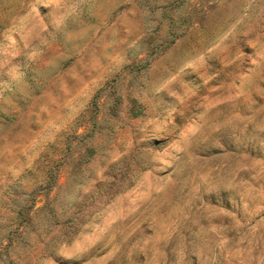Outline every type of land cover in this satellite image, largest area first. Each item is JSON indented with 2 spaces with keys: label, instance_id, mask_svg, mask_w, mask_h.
<instances>
[{
  "label": "rangeland",
  "instance_id": "rangeland-1",
  "mask_svg": "<svg viewBox=\"0 0 264 264\" xmlns=\"http://www.w3.org/2000/svg\"><path fill=\"white\" fill-rule=\"evenodd\" d=\"M0 264H264V0H0Z\"/></svg>",
  "mask_w": 264,
  "mask_h": 264
}]
</instances>
